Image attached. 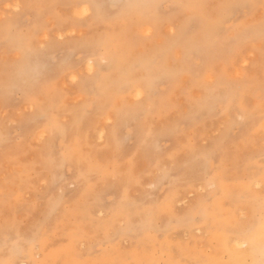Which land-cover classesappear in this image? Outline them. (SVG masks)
<instances>
[{
	"label": "rangeland",
	"instance_id": "obj_1",
	"mask_svg": "<svg viewBox=\"0 0 264 264\" xmlns=\"http://www.w3.org/2000/svg\"><path fill=\"white\" fill-rule=\"evenodd\" d=\"M263 126L264 0H0V264H252Z\"/></svg>",
	"mask_w": 264,
	"mask_h": 264
},
{
	"label": "bare ground",
	"instance_id": "obj_2",
	"mask_svg": "<svg viewBox=\"0 0 264 264\" xmlns=\"http://www.w3.org/2000/svg\"><path fill=\"white\" fill-rule=\"evenodd\" d=\"M83 12L84 11H82V13ZM135 93H136L137 98L141 96L140 92H135ZM260 198L261 199L259 202H257L253 198L250 202L251 212H252L251 216H253L251 218L250 224L244 227L243 229L235 232L238 236H235V237L231 236L226 241L224 240L220 241V243H225L226 245H229V248L231 250L247 251L248 257L252 259V264L253 262L254 264H264V243L260 244L258 242V239H260V234L264 235V195H262ZM236 199H239V197H236ZM205 212L206 210H203V219L206 222L209 220L208 219L209 214L207 215V218H206ZM257 213H258V217L255 216ZM216 228L219 229V226L217 225ZM247 244L249 245V248L247 247L248 249H245L244 247L247 246ZM219 245L221 246V244ZM220 251L221 249L217 253H219Z\"/></svg>",
	"mask_w": 264,
	"mask_h": 264
}]
</instances>
